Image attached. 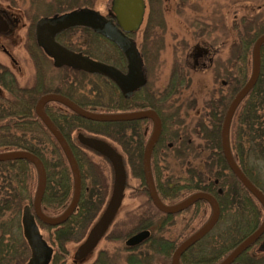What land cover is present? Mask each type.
I'll return each mask as SVG.
<instances>
[{
	"label": "trees",
	"instance_id": "16d2710c",
	"mask_svg": "<svg viewBox=\"0 0 264 264\" xmlns=\"http://www.w3.org/2000/svg\"><path fill=\"white\" fill-rule=\"evenodd\" d=\"M96 1L98 0H29V3L24 2L20 8L28 22L24 48L35 66V78L32 85L20 87L9 70L0 66V89L5 93V95L0 94V154L22 151L40 160L46 175L41 210L49 217L59 214L71 200L72 177L60 147L34 113L37 100L44 94H59L83 110L99 114H108L114 110L124 111L126 105L119 96L117 103L111 105L100 102L96 94L95 76L68 68H54L51 60L36 45L34 26L42 17L61 14L77 8L91 9ZM150 1L152 2H150L146 35L149 32V39L153 37L151 39L153 47L157 49L156 51H160L163 35L154 33L153 27L163 30L164 22L161 19L158 0ZM79 29L91 34L95 39L98 38L88 29L70 28L56 39L68 50L91 58L87 49L81 50L82 45L79 42L74 47L64 40L70 32ZM262 34H264V11L249 17H242L239 23H235L230 29L225 26V51L227 53L222 72L225 87L228 90V98L225 97V112L233 96L248 80L246 70L252 46ZM215 43L213 40L211 45L214 47ZM219 62L222 63L220 60ZM237 64L240 68L238 73L234 74L232 68ZM214 72H217V69ZM181 79L180 75L177 80L175 78V81L171 82L167 96L173 94L179 97L181 95L180 92L174 94V91L181 89ZM215 105L214 101H210L204 107L203 112L198 115V119H190L189 124L192 126L185 123L180 113L175 116L173 123L175 128H171V125L163 120L161 136L151 156V172L158 197L165 205L177 204L199 192L213 196L219 205V217L223 215L226 217L230 241L235 238L239 241L261 223L263 212L255 199L231 174L224 161L220 148L223 110L222 113H215ZM45 113L62 134L73 153L81 180L77 209L64 224L54 229L53 232V241L57 245L56 253L58 254L52 256L49 264H66L67 253L64 243L71 240L77 229L85 228L92 223L106 202L105 198L108 194V184L101 174L99 165L92 160L89 150L78 142V135L94 138L99 136L117 144L124 154L126 163L124 160L123 162L129 167L131 175L139 180L140 189L150 207L156 213L159 212L148 199L142 181L141 152L130 149L128 146L126 122L88 121L54 103L45 106ZM171 140H173L172 147H168L167 143ZM228 141L234 162L248 181L264 196V44L260 49L257 81L234 112L229 126ZM28 166L34 170L27 161L0 162V264H23L27 255L29 256L28 247L20 233L17 221L19 211L22 212L23 207L26 206L23 184ZM182 169L185 171L184 176L181 173ZM181 192L186 193L187 197L183 196L181 200L174 201L175 195ZM27 200V205L31 206V199L27 198ZM201 204L206 203L198 202L191 208H197ZM178 215L165 216L160 224L154 225L149 222L139 228L156 227V233H151L147 240V243H151L149 248L146 247L140 251L139 248L143 247L141 245L133 249L134 255L127 258H110L106 253L101 252L91 264H169L175 246L164 241L160 233L164 227L172 225L173 219ZM217 225L218 221L213 230ZM184 260L185 258L182 257L181 264L185 263Z\"/></svg>",
	"mask_w": 264,
	"mask_h": 264
},
{
	"label": "water",
	"instance_id": "95a60500",
	"mask_svg": "<svg viewBox=\"0 0 264 264\" xmlns=\"http://www.w3.org/2000/svg\"><path fill=\"white\" fill-rule=\"evenodd\" d=\"M144 11V0H110L107 17L89 8H77L62 14L42 17L37 20L34 26V38L36 45L43 51L45 56L52 61V66L54 68H69L89 75L105 77L115 84L124 98H127L145 82L142 61L136 45L134 41L127 36L139 29L143 21ZM70 28L88 29L92 33L101 35L111 42L124 56L127 63V72L123 74L110 65L93 60L81 53L70 51L60 45L56 41V37ZM263 44L264 34L259 36L252 46L250 76L247 82L234 95L225 112L220 130V148L224 161L231 174L260 204L264 211V196L248 181L234 162L228 141L229 126L234 112L257 81L260 67V49ZM200 54L206 55L208 51L205 49H197L196 55ZM50 103L59 104L80 118L92 122L114 123L126 122L133 119H149L152 121L153 131L142 156L141 169L146 192L154 208L166 216H173L184 212L198 202H205L210 207V216L208 220L174 250L170 264H179L180 257L190 247L207 235L215 226L219 216V206L213 196L202 192L194 193L174 205H165L160 201L153 184L149 163L152 149L160 133V122L157 116L153 112H140L136 114L92 113L83 110L67 98L56 94H45L41 96L35 104L34 113L54 138L69 165L73 181V193L67 208L57 217H49L41 212L40 205L45 188V172L42 163L37 157L22 151L0 154V162L27 161L34 167L37 174V187L32 201V208L29 206L23 207L20 219L22 237L29 250V257L24 264L50 263L53 250L43 240L37 222L50 228H56L64 224L75 211L80 193V176L77 163L64 137L45 113L44 107ZM78 141L84 147L107 160L113 176L111 196L107 206L88 234L86 240L75 253L76 257L80 258L95 247L115 216L120 206L125 187L126 171L121 156L105 141L84 136H78ZM263 233L264 218L258 229L245 238L219 264H232L233 261L252 243L257 241ZM148 236L149 232L144 230L140 231L128 238L125 245L127 247H135L145 241ZM261 249L264 250V248Z\"/></svg>",
	"mask_w": 264,
	"mask_h": 264
},
{
	"label": "rangeland",
	"instance_id": "374dc122",
	"mask_svg": "<svg viewBox=\"0 0 264 264\" xmlns=\"http://www.w3.org/2000/svg\"><path fill=\"white\" fill-rule=\"evenodd\" d=\"M24 2L29 3V0H0V10L5 14V20L2 16H0V64L9 70L20 87H30L35 78V66L30 56L28 55V52H26L24 48V43L26 42L28 33V22L24 18L22 10H20ZM144 2L146 7L143 17V23L139 31L134 35V40L137 44L138 49H142L146 57L149 59V57L151 56L154 57L155 54L151 51V48L154 47L152 45L150 46L149 43L146 44V42H151V39H153L152 37L148 40L147 35H149V32L146 35V27L148 25L147 18L150 11V2L152 1L144 0ZM109 7L110 0H98L91 9L104 16L106 15L107 10H109ZM158 7L164 21V27L163 30L154 27L153 31L154 33H161L163 35V43L161 44V50L158 58V63H160V66L159 68H151L150 66L148 72L150 75L149 77H151L155 81L158 78V82H156L157 84H163V80L164 84L167 85L171 73L170 67H172L176 62L182 64L185 56L190 52L192 45L197 42V38H202L203 40L205 37L207 38V36H209V39L207 38L206 43L212 44V41L214 40L216 42L215 44H213L214 48L218 49V54L214 57V59L216 60L221 58L223 60H226L227 52L225 51V26L227 29H230L232 26H234L235 23L238 24L242 17H249L263 12L264 0H187L185 2H181L180 0H158ZM211 22L216 23L218 26V30H221L219 31V35H216L215 32L207 35L206 33L211 30L209 27H207L204 32L202 31L203 33L199 32L200 29H203V24H209ZM196 26H199L200 29H196ZM194 29H196L197 32ZM195 35L198 36L194 39ZM143 37L147 39L145 44ZM64 40L68 41V44L74 47L75 44H78L79 42L82 45L81 50L83 51L87 49L89 51V54H91V59L93 60H99L102 58L108 60V58L111 59L114 57L113 53L111 52V48L107 45L106 42L100 41L98 38L95 39L91 36V34L80 29L70 32L69 35L64 37ZM1 45L8 52H10V57H7L2 53ZM10 59H13L14 63H12ZM151 62L152 60H150V63ZM239 68V64H237L232 68V72L234 74H237ZM246 72L247 78H249L251 72V57H249V63ZM187 73L188 72L185 71L186 75ZM189 77L191 78L190 86L188 87V89H179V92L181 94L179 97L196 98L197 111L200 110V112L202 113L204 107L206 106V99H208L209 94L214 91V86H217V88L220 87L219 81L214 85L213 73H211L210 70L206 72L200 71L199 73L190 72ZM186 80L187 77H185V82H183L184 86ZM224 91L225 97H227V87H225L223 93ZM0 94L5 95L4 91H2L1 89ZM215 95L217 94H214V96ZM62 110L65 111L64 109ZM98 139L105 141L112 148H114L116 152H118L123 157V160L126 163L124 154L117 144L103 137H98ZM90 157L99 165L101 174L107 181L109 192V188L112 184L113 178L110 165H108V163L104 161L103 158L93 155H90ZM125 171L126 186L123 191L119 209L116 212V215L112 221V225L108 230L106 236L112 235V232L117 230H123L124 232H135L137 231V229L141 228L143 225L149 222L157 225L165 219L164 215L156 213L153 208L150 207L145 195L140 189L141 187L139 180L131 175L130 169L127 164L125 166ZM181 173L183 176L185 175L184 170ZM163 174L166 175L165 173ZM23 186H25L24 204L27 205V198L31 199V201L33 200L37 187L36 172L29 166L26 174L24 175ZM107 196L105 198V201L107 199ZM183 196L187 197V194H182L181 192L180 194H177V196L175 195L174 201L181 200ZM209 215L210 208L208 207V205L201 204L197 208L193 207L189 211L176 216L173 219V223H171L172 225L164 227L160 235L164 240L176 246L182 240L192 234L197 228H199L208 219ZM20 219L21 210L19 211V214L17 216V221L20 233H22ZM92 223L87 225L85 228L77 229L75 235L71 238V240L64 243V249L67 253L65 258L66 264H87L90 256L77 258L75 253L89 234L91 230L90 226ZM39 229L43 240L52 248L53 256L58 254L56 253L57 245L53 241L54 231L44 228L43 226H39ZM148 230L150 231V233H156V227L154 228V226L149 227ZM226 231V217L225 215H223L219 217L217 227L209 234L208 239L212 240L207 251L210 253V255H214L218 251H221L223 248H225ZM235 239L232 241H230L231 239H229L230 245L232 242L236 241ZM109 244L110 243H108L104 237L99 241L97 248L94 250L95 252L91 257H94L98 249H107L111 247L109 246ZM121 245L122 243H117L118 247H120ZM194 249L189 254L187 253L185 259L191 258V254L192 252H194ZM28 257L29 256L27 255L25 262L27 261Z\"/></svg>",
	"mask_w": 264,
	"mask_h": 264
},
{
	"label": "flooded vegetation",
	"instance_id": "af4514ba",
	"mask_svg": "<svg viewBox=\"0 0 264 264\" xmlns=\"http://www.w3.org/2000/svg\"><path fill=\"white\" fill-rule=\"evenodd\" d=\"M0 16H2L4 18V20H5V14L1 10H0ZM104 17H107V12H106V15H104ZM161 19H163V18H161ZM154 21H156V19ZM142 23H143V21H142ZM152 26H154V25H152ZM140 27H139V29H140ZM154 27H153V30H154ZM202 27H203L202 30L199 28V26H196V29H200L199 30L200 33H203L204 30L207 27H209L211 29L210 31H208L209 33L208 32L206 33L207 35H209L212 32H215L216 35H219V31H221V30H218L217 24L213 23V22H211L209 24H203ZM156 28L160 29L159 27H156ZM139 29L136 32H134V33L128 34L127 36L134 41V43L136 45V48H137V51L139 53V56L141 58L143 72H144V78H145L144 84L139 89L133 91V93H131L127 98H124L113 82H111L110 80L106 79L105 77L95 76L96 77V86H97L96 94H97L100 102H102V103L104 102V103H106L108 105H111V104L117 103V97L118 96L121 97L122 100L125 101L126 110H124V111L123 110L122 111L114 110V111H111L108 114H136V113H140V112H153L157 116V118H158V120L160 122V133H159V138H160L161 132H162V127H163V120L165 121L166 124H170L171 128H175L176 126L173 123L175 122L174 119H175V116H177L178 113H180V115L184 118V121H185L186 124H189L190 123V119H192V118L198 119V115L201 113L200 110L197 111V99L196 98H193V97H189V98L177 97V96H174L173 94H172V96L171 95L167 96V94L169 95L168 91L170 90L168 86L171 84L172 81H175V78L177 80L178 76L181 75L183 80L181 79L182 83H181L180 87H181V89H188V87L190 86V83H191V78L189 77V73L190 72L199 73L200 71L206 72V71L210 70L211 73H213V77H214V82L213 83H214V85L216 84V82L219 81V86L220 87L217 88V86H214V91L212 93H210L209 96H208V99H206V106H207V104L210 101H212V102L214 101V103L216 104L215 105V107H216L215 113H217V112L218 113H222L223 112L221 114L222 115V121H223V118L225 116V91L223 93V90H225V78H223L222 72H223V68H224L223 63H225V60H223L221 58L220 59H216V60L214 59V57L218 54V49L214 48L211 44L206 43L207 38L209 39V36H207V38L205 37L202 40V38H200V37H199L200 39L197 38L198 35H195L194 39L197 38V40H196L197 42L194 45H192V47L190 49V52L185 56V59L183 60L182 64H179V63L176 62L172 67H170L171 73H170L169 81H168L167 85L164 84L163 80H162L163 84L160 85V83L159 84L156 83V82H158V78L155 81L154 79L149 77L150 75H149V72H148L150 66H151V68L152 67L159 68L160 63H158V58H159L160 51H156L157 50L156 48H151V51L153 53H155V54H154V57L151 56L148 59L146 57L145 53L143 52V50L142 49H140V50L138 49L137 44H136V42L134 40V35L139 31ZM150 29H151V27H150ZM196 29H194V30L197 32ZM95 35L98 37V39L100 41H104V42L107 43V45L111 48V50H112L111 52L113 53V56H114L111 59L108 58V60L105 59V58L104 59L102 58V59H99V60H96V61H99L101 63L110 65V66L114 67L115 69H117L118 71H120L123 74L126 73L127 72V68H126L127 63H126V60H125L124 56L122 55V53L111 42H109L107 39L103 38L101 35H98V34H95ZM147 36H148L147 38L149 40L150 36L149 35H147ZM204 40H205V42H204ZM56 41H57V39H56ZM146 41H147V39L144 38V44H145ZM148 43L150 44V46L152 45V43L150 41L146 42V44H148ZM197 49H199V50L205 49V50L208 51V54H206V55H203V54L196 55L197 54ZM1 51H2V53L5 56H7V57L11 56L10 52H8L5 48H3L2 45H1ZM73 52H75V51H73ZM76 53H78V52H76ZM10 60H11L12 63H14L13 59H10ZM150 60H152L151 63H150ZM219 60L222 63H220ZM0 66L4 67L1 64H0ZM215 69H217V72H214ZM185 71L188 72L187 75L185 74ZM185 77H187V80H186V83H185V86H184L183 82H185ZM178 92H179V89H177V91H174V94H177ZM214 94H217V95L214 96ZM56 95H59V94H56ZM60 96H62V95H60ZM229 103H228V105H229ZM54 104H56V103H54ZM44 110H45V107H44ZM207 112H209V110H207ZM126 123H127L128 146H129L130 149L137 150V151L141 152V163H142V156H143L145 147H146V145L148 143V140H149V138H150V136L152 134V131H153V123L149 119H133V120L126 121ZM189 125H191V124H189ZM221 125H222V123H221ZM78 136H82V135H78ZM78 136H77V139H78ZM98 137L99 136H97L95 138L98 139ZM92 138H94V137H92ZM159 138H158L156 144L154 145V147L152 149V152H151V155H150V160H149L150 170H151V156H152V153H153V151L155 150V148H156V146L158 144ZM172 141L173 140H171V141H169L167 143L168 147H172ZM89 155L98 156L100 158H103L102 156H100L99 154L93 152L92 150H89ZM121 158H122V156H121ZM103 160L107 162V160H105L104 158H103ZM122 160H123V158H122ZM125 166H126V164H125ZM44 172H45V170H44ZM151 175H152V172H151ZM36 176H37V174H36ZM79 176H80V173H79ZM71 177H72V175H71ZM152 180H153V184H154V187H155L153 175H152ZM142 181H143V178H142ZM112 182H113V178H112ZM143 184H144V182H143ZM45 185H46V175H45ZM125 186H126V182H125ZM144 187H145V185H144ZM124 189H125V187H124ZM111 190H112V184H111V186L109 188V192H108V196H107L106 202L102 205V207L100 208V210L96 214V217L92 221L93 223L90 226L91 230H92L93 226L96 224V222L98 221V219L101 216V214L104 211V209L106 208L108 200H109V198L111 196ZM155 190H156V188H155ZM44 191H45V188H44ZM80 191H81V180H80ZM72 193H73V181H72ZM146 194H147V192H146ZM43 195H44V193H43ZM157 196H158V194H157ZM147 197H148V195H147ZM71 198H72V194H71ZM79 199H80V193H79ZM79 199H78V202H79ZM69 203H70V201H69ZM69 203L67 204V206L69 205ZM257 204L260 206V204L258 202H257ZM28 206L30 208H32V203H31V206L30 205H28ZM67 206H66V208H67ZM77 206H78V203H77ZM77 206H76V209H77ZM40 209H41V205H40ZM261 209H262V207H261ZM64 210H62L59 214H57L54 217L59 216ZM41 212H42V210H41ZM74 212H73V214H74ZM262 212H263V216H264L263 209H262ZM160 214H162V213H160ZM162 215H164V214H162ZM164 216H166V215H164ZM114 217H113V219H114ZM113 219H112V221H113ZM218 219H219V217H218ZM112 221L109 224V226L107 227V229L105 230V232L103 233L102 237L99 239V241H100V240H102L105 237L106 241L108 243H110L109 246H111V247H109L107 249L106 248H102V249L100 248V249L97 250V252L94 255V257H91L94 254V252H95L94 250L97 248V245L99 243V241H98L97 244L95 245V247L89 253L84 255V256H90V259L92 258L91 260L90 259L88 260L89 262L87 261V264H91L101 252L102 253L103 252L106 253L108 256H110V258H113V257L127 258V257H130L131 255L135 254L133 249L138 248L139 246L142 245L143 247L139 248L140 251H141V250H144L146 247L149 248V246L151 245V243H147V240H148V238L151 235V233H150V231L148 229H139V230H137L135 232H129V231L124 232L123 230H117V231L112 232V235L106 236L108 230L110 229V227L112 225ZM260 224L257 227H255L250 233H248L246 236H244L242 239L239 238L240 239L239 241L236 240L237 242L236 241L232 242L231 245L229 243L230 242L229 241V232L226 231V234H225V248H223L221 251H218L214 255L213 254L210 255V253L207 251V249L209 247V244H211V240L212 239H208V238H209L210 232L214 228L213 227L212 230L207 235H205L201 240H199L192 247H190L180 257L179 264H181V262H182V257L185 258L187 256V253L189 254L194 248L195 249H194V252H192V254H191V258L184 260L185 264H219L245 238H247L254 231H256L258 229V227L260 226ZM37 225H38V228H39V226H43L44 227V225H42L39 222H37ZM59 227H56V228H59ZM56 228H52L51 230L54 231V229H56ZM199 228H197L194 232H196ZM90 229H88V230H90ZM143 230L149 232V236H148V238L145 241H143L141 244H139V245H137L135 247H127L125 245V242L127 241L128 238H130L132 235H134V234H136V233H138L140 231H143ZM192 234H190L189 236H191ZM87 237H88V235H87ZM188 237H186L185 239H187ZM86 238H85V240H86ZM209 240H210V242H209ZM164 241H166V240H164ZM183 241L184 240H182L178 245H176L174 250ZM118 242L122 243V245L120 247L117 246ZM166 242H168V241H166ZM212 244H214V243H212ZM261 248H264V233L259 237V239L257 241L252 243L243 253H241L233 261L232 264H264V250H262ZM174 250H173V252H174ZM137 251H139V250H137ZM173 252L171 253L170 261H171V257H172ZM148 253H149V251H148ZM74 263H76V262H74Z\"/></svg>",
	"mask_w": 264,
	"mask_h": 264
}]
</instances>
